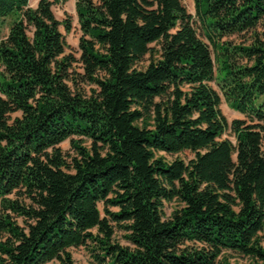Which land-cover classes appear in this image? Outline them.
Segmentation results:
<instances>
[{"label":"trees","instance_id":"trees-1","mask_svg":"<svg viewBox=\"0 0 264 264\" xmlns=\"http://www.w3.org/2000/svg\"><path fill=\"white\" fill-rule=\"evenodd\" d=\"M67 1L0 0V264H264V0H194L209 44L180 0H75L78 58Z\"/></svg>","mask_w":264,"mask_h":264},{"label":"rangeland","instance_id":"rangeland-1","mask_svg":"<svg viewBox=\"0 0 264 264\" xmlns=\"http://www.w3.org/2000/svg\"><path fill=\"white\" fill-rule=\"evenodd\" d=\"M52 1V0H50ZM39 0H30L29 6L31 8H35L37 6V3ZM182 6L185 8L186 12L191 15L192 17V24L195 28L197 34L202 38L207 44H209L208 40L204 37L201 29V24L199 23V19L196 15L195 11V2L194 0H180ZM52 12L55 16V18L62 22L65 19H68L71 23V31L69 33H66L63 27H60V30L64 36L67 49V54H72L75 58L79 57V38L81 36V32L79 30L78 21H77V15L75 12V0H68L67 2L63 4H58L52 6ZM13 18L8 17L5 19H0V39H3L7 32L8 28L12 22ZM231 42H240L241 38L232 37L228 39ZM74 70L77 73H81V69L78 64L73 65ZM220 95L221 104H220V111L223 114V116L227 119L228 123L230 124L233 120H244L245 117L234 110H232L228 104L225 102V99L223 95L220 93L218 88L214 85V83L210 84ZM79 86L83 88L87 93H89L90 88H95L94 86H87L85 84L79 83ZM18 114H16L17 116ZM15 116V115H14ZM223 139H228L232 143H235L234 137L231 133V130L226 131V133L222 137ZM75 139V138H73ZM83 146L89 148L90 143L85 142ZM64 153L66 154H73V151L71 150V142L70 139L64 141L58 146ZM262 149L264 151V141L262 144ZM164 156L168 161H171L173 159H181L184 162H188L193 158V154L190 152H182L178 153L176 155H166L161 154ZM180 207V204L177 201H173L171 203H165L163 207V215L165 218H168L174 210ZM100 211L102 212V206H99ZM124 233L115 230V240L122 246H128L129 244L126 242V240L123 237ZM72 257L74 260V264H97L90 253L86 250V248H71ZM224 257H226L230 264H252V260L244 255H239L237 253L231 252V251H224Z\"/></svg>","mask_w":264,"mask_h":264}]
</instances>
